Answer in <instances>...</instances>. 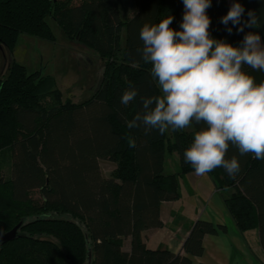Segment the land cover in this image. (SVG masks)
I'll return each instance as SVG.
<instances>
[{
  "label": "trees",
  "instance_id": "1",
  "mask_svg": "<svg viewBox=\"0 0 264 264\" xmlns=\"http://www.w3.org/2000/svg\"><path fill=\"white\" fill-rule=\"evenodd\" d=\"M256 13L257 28L229 34L221 18L227 0H211L207 15L212 38L240 46L245 34L258 33L264 43V0H231ZM182 0H0V42L13 50L20 34L54 42L49 25L54 20L69 39H77L104 61L103 78L87 100L63 101L50 74L28 71L13 61L0 78V235L19 221L18 236L0 244V264H193L201 256L206 234L226 231L225 225L195 220L181 251L150 248L142 232L161 228L162 202L179 197L182 174L195 171L184 161L194 134L206 127L193 122L187 129L160 134L144 128L129 129L127 121L143 114L141 97L161 95L151 76V63L142 59L139 33L144 24L173 17L171 28L180 31ZM256 83L264 72L247 66ZM137 97L120 103L129 88ZM136 147H129V140ZM176 153L179 171L165 173L166 154ZM9 157L10 176L2 168ZM240 172L233 178L218 167L209 172L217 189H227L224 203L240 233L257 229L264 252V160L241 156L230 145ZM115 167L104 176L99 161ZM39 192L34 199L32 191ZM130 237L129 251L122 249Z\"/></svg>",
  "mask_w": 264,
  "mask_h": 264
},
{
  "label": "clouds",
  "instance_id": "2",
  "mask_svg": "<svg viewBox=\"0 0 264 264\" xmlns=\"http://www.w3.org/2000/svg\"><path fill=\"white\" fill-rule=\"evenodd\" d=\"M184 14L177 31L170 27L172 16L158 24H144L139 37L142 59L151 63V76L161 95L141 97L143 114L137 113L127 121L129 129L143 127L145 133L158 130L162 135L172 130L187 129L193 122L206 127L194 134V140L184 153V161L197 176L218 167L233 178L240 172V163L233 156L226 158L230 145L241 156L252 154L264 160V81L256 83L254 76L244 70L264 72V43L256 32L245 34L240 46L211 37V20L207 9L211 0H182ZM233 2L221 18L229 34L257 28L256 13ZM138 95L135 88L126 90L120 103L127 106ZM135 148V140H129Z\"/></svg>",
  "mask_w": 264,
  "mask_h": 264
},
{
  "label": "crops",
  "instance_id": "3",
  "mask_svg": "<svg viewBox=\"0 0 264 264\" xmlns=\"http://www.w3.org/2000/svg\"><path fill=\"white\" fill-rule=\"evenodd\" d=\"M261 41H263L262 37ZM172 154H175L172 158L175 156L176 164L178 156L175 152ZM165 163L166 157L163 168ZM179 169L178 163L174 171L166 173H175ZM182 185L187 186L188 190L185 193L182 192ZM228 192L227 189H217L208 173L203 176H197L195 171L182 174L178 199L172 202H162L160 206L163 226L149 228L142 232L146 245L154 249L168 248L173 252H180L191 225L195 220L201 219L214 225H225L226 231L206 234L202 240L204 251L201 256L192 257L193 264H264V252L260 246L257 229H253L255 233L251 234L248 232L252 230L240 233L230 218L224 203ZM189 203H191L190 207ZM129 248L130 237H126L123 239L122 249L129 251Z\"/></svg>",
  "mask_w": 264,
  "mask_h": 264
},
{
  "label": "rangeland",
  "instance_id": "4",
  "mask_svg": "<svg viewBox=\"0 0 264 264\" xmlns=\"http://www.w3.org/2000/svg\"><path fill=\"white\" fill-rule=\"evenodd\" d=\"M77 1V0H75ZM229 1V0H228ZM230 7H231V2ZM49 25L55 37L54 42L41 40L35 37L20 35L15 49H9L0 42V78L8 72V67L14 61L24 65L28 71H40L42 74H52L57 88L61 92L62 100L69 99L79 104L88 98L99 87L104 72V61L98 54L78 40L67 39L61 27L49 19ZM30 39L31 41L29 42ZM171 127L167 130V136H171ZM175 154H166L164 172L174 171ZM101 172L109 176L115 164L109 159L99 161ZM2 168L5 177L10 176L9 157L3 155ZM178 168V166H177ZM187 186L182 185V192H186ZM191 195V194H190ZM34 199L39 198L37 190L32 191ZM189 197V195H187ZM191 206V203L188 204ZM248 233H255L252 230Z\"/></svg>",
  "mask_w": 264,
  "mask_h": 264
},
{
  "label": "water",
  "instance_id": "5",
  "mask_svg": "<svg viewBox=\"0 0 264 264\" xmlns=\"http://www.w3.org/2000/svg\"><path fill=\"white\" fill-rule=\"evenodd\" d=\"M23 223V220L19 221L14 227H12L10 230L2 233L0 235V244H3L5 242H8V241H11L13 240L14 238L18 237V236H24V234H22L19 229L21 227ZM87 259H88V264L90 262V259H91V250H90V247H88V250H87Z\"/></svg>",
  "mask_w": 264,
  "mask_h": 264
}]
</instances>
